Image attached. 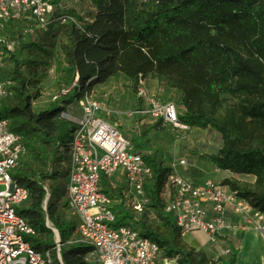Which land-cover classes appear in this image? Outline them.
<instances>
[{"label": "trees", "instance_id": "1", "mask_svg": "<svg viewBox=\"0 0 264 264\" xmlns=\"http://www.w3.org/2000/svg\"><path fill=\"white\" fill-rule=\"evenodd\" d=\"M91 1L96 10L86 18L70 6L61 11L60 0H53L57 9L48 27L64 28L59 48L27 37L20 45L21 51H27L23 62L16 50L3 47L7 51L3 65L6 73L0 75V81L11 80L13 84L0 99V118H7L10 131L22 136L26 154L29 150L41 160L56 156L65 162L76 128L72 120L61 117L69 107L114 75L137 85L140 77L154 74L178 93L175 104L180 122L190 128H212L222 135L223 145L206 157L209 162L220 170L255 178L249 183L228 177L222 184L264 212V0ZM61 17L66 18L65 23ZM12 30L11 21L2 34L14 36ZM52 60L61 74L59 87L40 104L38 84ZM63 89L68 92L62 94ZM138 100L141 107L142 100ZM161 123L158 120L128 137L152 170L144 186L147 208L155 210L160 224L151 225L129 211L121 190L104 178L103 191L118 199L113 207L116 224H137L142 236L160 246L164 258L175 259L178 264H235L238 249L232 242L227 257L212 259L190 247L172 215L165 212L161 194L173 169L163 165L158 156L162 146H152L149 136ZM61 148L64 155L59 152ZM25 155L11 175L30 192L28 207L18 210L38 234L27 240L37 250L55 247L48 218L61 239L63 264H89L85 258L92 248L69 242L76 236L77 218L66 203V219L56 216L55 206L44 203L46 194L47 201L51 194L43 180L50 175H38L23 160ZM60 196L63 198L64 193ZM53 257L61 264L56 249Z\"/></svg>", "mask_w": 264, "mask_h": 264}, {"label": "built area", "instance_id": "2", "mask_svg": "<svg viewBox=\"0 0 264 264\" xmlns=\"http://www.w3.org/2000/svg\"><path fill=\"white\" fill-rule=\"evenodd\" d=\"M56 9L53 0H0V66L7 53L3 47L14 51L19 45L2 34L10 22H13V34L24 30L26 36L36 29L48 28ZM59 9L64 11L66 7L60 4ZM60 20L66 22L65 17ZM25 36L22 41L27 39ZM12 84L11 80L0 81V99L8 94L7 86ZM138 84L137 97L142 100V105L133 111L134 114L161 120L170 128H190L180 122L174 101L148 96L142 88L145 85L143 77ZM67 92L63 89L61 93ZM56 98L57 94L53 96ZM79 105L80 115L68 119L76 125L68 146L65 201L70 214L78 221L76 236L71 243L92 248L88 255L93 253L98 264H172L174 259L164 258L160 246L142 236L133 224H116L117 214L113 207L118 199L102 189L104 178L115 189L117 181H123L126 187L121 196L138 216L149 203L144 186L152 175L151 168L136 152L132 141L110 120L116 113L112 108L91 94L85 96ZM64 115L69 114L64 113L61 117ZM9 127V120L0 118V185L4 186L0 189V264H58L53 257L55 249L63 264L58 243L52 249L37 250L27 240L38 234L18 213V207L29 200L30 192L11 175L26 154V147L22 136L11 132ZM180 164L184 165L186 161L181 160ZM161 195L165 212L172 215L183 237L200 231L215 242L220 229L231 221L229 212L238 216L241 221L238 225L264 231V212L222 181L209 178L191 181L172 171ZM229 253L228 248L225 255Z\"/></svg>", "mask_w": 264, "mask_h": 264}, {"label": "rangeland", "instance_id": "3", "mask_svg": "<svg viewBox=\"0 0 264 264\" xmlns=\"http://www.w3.org/2000/svg\"><path fill=\"white\" fill-rule=\"evenodd\" d=\"M60 4H63L65 7L70 6L81 16H84L86 18L91 17V15H93L94 11L96 10L91 0H60ZM20 24H23V21H21ZM22 35L25 36L24 30L19 31L18 33L16 32L14 36L11 37H9L7 34H3V36L16 41V43L18 42L19 45L15 49L16 53L19 55V58L22 59L23 62H26L27 51H21L20 47L21 43L23 42L22 39L24 38ZM27 36L31 39V41L39 42L42 44L44 43L46 45L56 44V46L59 48V44L64 40V28L62 26H54L53 28L48 27L46 29L39 28L36 29L32 34H27L25 37ZM1 38L3 40H6V38L4 37ZM8 43L11 44V41L8 40ZM3 65H5V63ZM2 66H0V75L6 73V68ZM60 77L61 74L57 70L56 61L52 60L50 66L46 70L44 78L38 84L39 90L42 91V95L39 97L40 99L43 97L44 99L46 98V101L49 100L50 96L58 90ZM115 85V88L109 93V98L105 101H101L96 97L97 92H91V95L116 112L110 118V120L119 126L120 131L124 135L130 138L131 133L138 134L141 129L143 130V128H147L156 122L151 117H143L133 113V111L140 108V104L138 102L139 100L137 97V92L140 84L135 85L131 80L126 79L125 77L120 75L118 76ZM37 88L38 86L35 89ZM142 88L150 97L154 96L157 98H162L164 100H172L176 103L178 93H176V91L174 90L168 89L164 83H158V85L155 84V89H153L155 91L153 92H151L150 90L148 91L147 88H152H146V85H144ZM119 92L121 93L120 99L117 98ZM232 102L233 101H230L229 103ZM137 103L139 105H137ZM79 107L80 105L78 102L72 108H68V112H66V114L69 115H64L62 118L69 119V116H75V114H78L79 111L81 112V109H79ZM0 117H2L1 113ZM149 136L152 140V146H162L160 152L158 153V156L163 160V165L172 168L173 171L177 172L184 178L194 181L200 179L204 180L208 178H213L215 180V178L222 177L221 175L217 176L218 173L214 172L217 169L216 166L212 165V163H210L206 158L208 155L216 154L223 145L222 135L216 130L212 128H189L188 130H181L170 128L169 126L161 123L160 125H157L152 129ZM50 149L51 145L48 146L47 151L49 152ZM59 152L61 155H64V150L62 148L59 149ZM64 157L66 158V156ZM23 160L27 162L30 168L38 175L47 173L51 176L43 180L44 185L50 190L49 192L51 194L49 201H47L49 194H46L44 203L47 202V206H55L57 209L56 216L66 219L68 217V212L67 209L63 206L65 200L64 198H62V196H60L63 193L65 194L63 180L66 174V163L64 161L62 162L60 159H56V156L53 158V160L52 158L49 159V157L48 159L41 160L38 156H36L35 152L29 150ZM181 160H185L186 164H180ZM224 175L226 176L225 178L236 177L242 182L253 183L254 180L253 176H238L230 173L229 171H224ZM124 185L125 184L123 181H117L116 188L120 189L122 192L126 187ZM3 188L4 186L0 185V189ZM28 205V202H24L18 207V209H26ZM127 208H129L128 210L132 211L134 214L135 211L132 209V207L130 208L127 205ZM137 215V217L143 219L151 225L155 226L160 224V220L153 208L148 207L141 214ZM47 225L53 229L55 246L58 243L61 247L62 243L59 233L55 230V228H53V225L48 220V218ZM134 227L136 228L137 224H135ZM197 235L199 236L197 239L199 243L197 242L198 246H196L197 251L205 252L212 259H218L221 256H228L225 255V249H217L215 246H212V241L202 240L201 236H203L204 233L200 231L189 233L185 238H187L188 240L193 239L194 241H196L195 236ZM74 238L75 237L73 236L72 240H74ZM72 240H70L69 242H71ZM210 246H212L213 249L210 248ZM85 259L89 262V264H98V260L93 253L87 255ZM174 260L172 261V264H175Z\"/></svg>", "mask_w": 264, "mask_h": 264}, {"label": "crops", "instance_id": "4", "mask_svg": "<svg viewBox=\"0 0 264 264\" xmlns=\"http://www.w3.org/2000/svg\"><path fill=\"white\" fill-rule=\"evenodd\" d=\"M118 76H120V75L119 74L114 75V76L110 77L105 83L97 84L93 88L92 93L97 92L96 97L98 99H100L101 101L107 100L109 98L108 97L109 93L116 86L115 82L117 81ZM158 83H164L165 84V81L160 76H157L154 74H150L145 78L146 88L147 87L152 88V89L147 88L148 91L149 90L151 92L155 91L153 89H155V84L158 85ZM100 85H102V86H100ZM168 89H170V88H168ZM120 92L117 95L118 99L121 98ZM43 102H46V98L44 99L42 97L39 100V103L42 104ZM73 106L69 107V109L72 108ZM79 109H80V107H79ZM80 113L81 112L79 111V113L75 114V116L76 117L79 116ZM67 155H68V153H67ZM65 163H66L65 169L67 171L66 172V174H67L68 173V165H69V156L67 157V160L65 161ZM214 172L218 173L217 176H220V175L222 176L219 178H215V180L222 181L226 177L224 175L223 170H220L217 168ZM238 176H241V175H238ZM210 179H213V178H210ZM253 179H254L253 180V182H254L255 178L253 177ZM63 181H64L63 183L65 185V194H64L63 198L66 201L67 187H68L67 175L64 177ZM194 181L198 182V181H201V179L200 180H194ZM228 216L231 219V221L229 222V225L222 227L220 229L217 240L215 242H213V241L211 242L213 244L212 246H215L217 249H225V251H226L230 247L229 242H232L235 245V247L238 249L237 261L235 264H264V231H260V230L253 228V227H249V226L247 227V226L238 225V224H240L241 221L238 218V216L235 214H232V212H229ZM185 237H187V236H184L185 241H187L188 239ZM198 237H199L198 235L195 236L196 241H194L193 239L187 241V243L189 244L190 247H193L196 249V246H198L197 242L199 243V241H197ZM201 237H202V240L211 241L209 236L205 233ZM212 246H210V248H212ZM175 264H176V262H175Z\"/></svg>", "mask_w": 264, "mask_h": 264}]
</instances>
